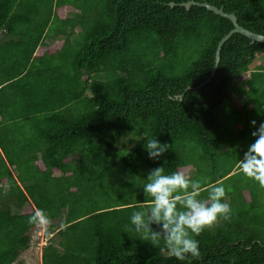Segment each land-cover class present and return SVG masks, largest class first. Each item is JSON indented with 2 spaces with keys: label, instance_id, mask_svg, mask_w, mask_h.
I'll list each match as a JSON object with an SVG mask.
<instances>
[{
  "label": "trees",
  "instance_id": "trees-1",
  "mask_svg": "<svg viewBox=\"0 0 264 264\" xmlns=\"http://www.w3.org/2000/svg\"><path fill=\"white\" fill-rule=\"evenodd\" d=\"M190 1L264 36V0H0V30L17 36L0 44L1 70L11 71L4 79L15 77L0 88V123L33 125L35 143L19 146L39 156L23 162V191L7 177L0 264L28 248L37 208L56 222L44 229L51 237L41 264H264V187L238 164L253 140L250 121L264 120V44L231 34L215 64L232 24L202 6L185 8ZM76 27L63 50L34 55L51 29L71 35ZM143 132L168 145L159 159L147 158ZM122 137L127 152L117 148ZM161 165L201 180L199 198L209 184L225 188L229 218L195 237L196 259L177 261L129 225L130 213L148 206L146 173ZM12 199L30 204L14 215Z\"/></svg>",
  "mask_w": 264,
  "mask_h": 264
},
{
  "label": "clouds",
  "instance_id": "clouds-1",
  "mask_svg": "<svg viewBox=\"0 0 264 264\" xmlns=\"http://www.w3.org/2000/svg\"><path fill=\"white\" fill-rule=\"evenodd\" d=\"M254 131L252 142L238 160L240 171L264 187V120L257 125L250 121ZM142 148L149 160L159 159L168 145L160 143L154 135L142 133ZM125 137L120 138L119 145ZM127 152V148L119 152ZM142 194L147 196L148 206L134 210L129 215L131 230L138 234L140 241L156 247L177 261L199 257V242L195 239L206 227L218 218L227 220L229 204L223 202L225 188L222 184H209L206 197H200L201 180L189 178L181 171L165 173L163 165L148 170L144 177ZM29 224L46 227L48 216L44 209L37 208L28 218ZM155 226V228L153 227Z\"/></svg>",
  "mask_w": 264,
  "mask_h": 264
},
{
  "label": "crops",
  "instance_id": "crops-1",
  "mask_svg": "<svg viewBox=\"0 0 264 264\" xmlns=\"http://www.w3.org/2000/svg\"><path fill=\"white\" fill-rule=\"evenodd\" d=\"M74 15V14H73ZM73 15L71 16H64L66 18H70V17H73ZM21 29V26L18 25L16 26V29L15 30H18V29ZM7 27H3L1 30H0V44L1 43H5V42H13V41H10V40H15L17 38V36L15 34H9V33H6V30ZM73 34H69V30L66 29V32L65 33H54V30L51 29L46 35L42 36V40H41V46L39 48H37L34 52V55H39V56H43L44 54H49V57L50 55L52 54H56V52L60 51V50H63V45H64V41L65 39H67L68 41H72L74 40V38L76 37V31H75V28L73 30ZM79 31V29H78ZM47 38L50 39V41H47ZM48 39V40H49ZM8 42V44H9ZM48 57V58H49ZM14 60V59H12ZM10 61V60H8ZM14 61H10V65L13 64ZM7 65V63L5 64ZM9 75L11 74V71L10 70H1V67H0V79H4L6 74ZM15 79V77H11V78H8L7 79H4L6 82L4 83H1L0 82V88H5L7 86L8 83H10L11 81H13ZM3 92H7V90L3 91ZM0 137H4V139H0L1 143H2V146H3V149H4V152L11 158V159H14L18 162V164L15 166L16 170H17V176L20 175V174H26V168H21L23 165V162L26 161V160H29L33 157L34 161L35 159H37L39 156L36 152H34L33 154L31 153V149L29 148L28 151L20 148L19 144L21 143V139L22 140H27L29 142H31V140H33V142L35 143V140H36V136L34 134V131L33 133L31 134V128L33 125L31 124H28L26 125L25 123L22 124V122L20 120H17V122H4V123H0ZM3 125V127H1ZM2 128H5L4 130H2ZM34 128V126H33ZM35 149V148H33ZM2 152L0 151V156H1ZM20 165V167L18 166ZM18 166V167H17ZM12 168V167H11ZM11 168L10 170L6 167V170L8 172V175H10L12 178H13V173L11 171ZM14 169V168H13ZM30 172V167H28V173ZM15 181L16 178H13ZM17 183V182H16ZM17 185L20 187V189L23 191L22 189V186L19 184V182L17 183ZM5 188L7 189V192L9 191V188H10V185L9 183L6 181L5 182ZM6 192V191H5ZM7 192H6V195H7ZM4 200V198H1L0 197V203ZM30 204V202H27V203H24V204H21V205H18L16 203V200L15 199H12L8 202V206H9V211L11 214H14V215H18L22 212V210L24 208H26L28 205ZM55 221H48V224H52L54 223ZM37 227V226H36ZM36 227L32 228V229H35ZM47 227V226H46ZM31 229V230H32ZM44 229L45 227L43 228V231H42V238L46 241L48 238L51 237V234L48 235L47 238H45L43 236V232H44ZM30 230V231H31ZM29 231V232H30ZM166 254V253H164Z\"/></svg>",
  "mask_w": 264,
  "mask_h": 264
},
{
  "label": "rangeland",
  "instance_id": "rangeland-1",
  "mask_svg": "<svg viewBox=\"0 0 264 264\" xmlns=\"http://www.w3.org/2000/svg\"><path fill=\"white\" fill-rule=\"evenodd\" d=\"M74 13H75L74 10H71V11L66 10L63 12V16H65V15L71 16ZM75 31L78 32V27L75 28ZM48 39L49 38H47V41H50V39L49 40ZM262 59H263L262 56L255 57L254 62L250 66V68L254 67L255 64L259 63ZM242 101H243V98H241L240 102L242 103ZM0 139L2 141V139H4V137L1 136ZM125 139L123 141L124 143H125ZM1 141H0V151L2 152V154L0 156V197L6 198L7 189L5 188V182L7 181V177H8V172L6 170V167L9 170L12 167L11 171L13 173V178H16V180H17V177H16L17 176V170H16L15 166L18 164V162L14 159H11L4 152ZM122 145L123 144H121L120 148H118V149L121 150ZM117 147H119V145H117ZM126 147H128V146L125 145L124 148H126ZM16 182L18 183L19 181L17 180ZM54 223H56V222H54ZM43 228L44 227H36L35 229H32L29 232V234H28L29 235L28 248L25 251H23L12 264H41L40 263V255H41L40 250H41V247L46 243V241L42 238V234H41L43 231Z\"/></svg>",
  "mask_w": 264,
  "mask_h": 264
},
{
  "label": "water",
  "instance_id": "water-1",
  "mask_svg": "<svg viewBox=\"0 0 264 264\" xmlns=\"http://www.w3.org/2000/svg\"><path fill=\"white\" fill-rule=\"evenodd\" d=\"M190 5L202 6L206 10H209V11H211L212 13H214L216 15H219V16H222V17L228 19L230 21V23L232 24V29L225 36H223V38L219 41V43L217 45V48H216V51H215V57H214V63L215 64L218 62V53H219V48H220L221 44L224 41H226L231 34L238 33V34L248 38L251 42H259V43H263L264 44V36L263 35H259V34L250 32V31L240 27L236 23V20H235V17H234L233 14H225L221 9L216 8V7H214L212 5H209L207 3L197 4V3H194V2L190 1V2H187V3L183 4V6L185 8H188Z\"/></svg>",
  "mask_w": 264,
  "mask_h": 264
}]
</instances>
